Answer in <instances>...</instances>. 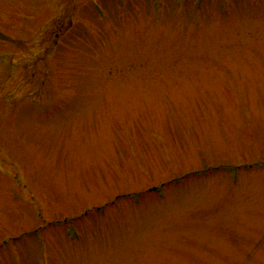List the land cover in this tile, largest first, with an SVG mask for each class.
I'll use <instances>...</instances> for the list:
<instances>
[{
	"label": "rangeland",
	"instance_id": "374dc122",
	"mask_svg": "<svg viewBox=\"0 0 264 264\" xmlns=\"http://www.w3.org/2000/svg\"><path fill=\"white\" fill-rule=\"evenodd\" d=\"M183 2L0 0V264H264V0Z\"/></svg>",
	"mask_w": 264,
	"mask_h": 264
}]
</instances>
